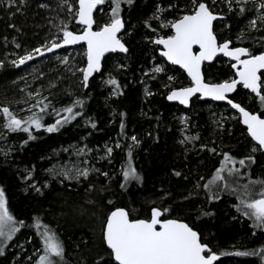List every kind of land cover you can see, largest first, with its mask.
I'll return each mask as SVG.
<instances>
[{"label": "trees", "instance_id": "trees-1", "mask_svg": "<svg viewBox=\"0 0 264 264\" xmlns=\"http://www.w3.org/2000/svg\"><path fill=\"white\" fill-rule=\"evenodd\" d=\"M58 2L29 0L28 7L15 16L0 5V60L4 61V67L0 68V107L8 105L13 108L24 101H32L34 104L37 99L46 96L59 110L77 97L86 100L83 115L64 124L57 132L48 133L43 128H33L32 134L37 138L29 140L27 144H23V141L28 139V134L22 131H9L7 136L0 138L1 143L5 141L11 146L7 156L0 153V185L5 188L10 211L18 220L25 222V226L21 227L15 238L5 246L4 254L0 255V264H32L36 256H31L32 261H25V258L31 255L35 248L40 247V238L33 226L37 216L44 224L52 226L60 233L67 247V259L70 264H77L82 256L87 255V249L81 246V251L76 246L81 237L85 240L89 238L94 222L87 214L75 215L72 209L79 205L87 208L85 201L89 198H102L103 203L112 199L121 206L127 204L137 209L141 218H147L153 206H171L175 210L173 215L182 218H195L201 210L212 212L213 216H203L197 223L203 228L213 250L217 253H227L222 255L216 264H264L259 255H235L237 251L258 250L264 246V230L254 228L253 221L233 206L239 203L238 199L224 193L219 200L209 202L205 195L206 190L193 188L199 177H204V180L200 181L201 184L211 178L223 160V152H229L237 160L249 154L251 143L254 142L246 136V128L238 122V114L228 105L199 99H195L188 109L168 102L166 95L169 88L163 86L168 76L175 77L170 87L190 84L185 73L178 67L167 64L170 73L157 74L155 79L150 74H144L153 56L161 61L164 59L158 56L159 46L145 39L147 35H153L154 38V34L144 27L143 21L153 14L157 5L167 7L171 2L183 8L185 0H135L131 6L122 5L123 16L131 33L124 37L129 52L108 55L104 60L102 72L90 78L87 89L82 87L80 73L75 72V68L84 66L83 45L71 48L80 54L75 60H71L70 71L66 70L65 64L48 56L41 65L32 62L30 66L17 67L10 63L12 58L17 59V54L23 55L26 50L44 44L57 33V28L50 24L49 20L59 23L56 19L58 13L60 18L69 19L66 11L57 8ZM39 3H48L51 8H38ZM218 10L225 14V21L215 22V30L218 33L223 29L222 38L232 39L235 46L261 49L264 30H247L245 27L252 17V12L246 13L245 17H238L235 12H228L224 6H219ZM176 14L174 10H169L166 16L171 20ZM96 15L98 20L104 19L99 12ZM225 22L230 27L225 28ZM151 23L152 27L160 32L157 22ZM69 27L73 31L81 30L74 21ZM241 29H244L245 35L251 39L237 41L236 36ZM164 33L170 34V30L164 29L160 32ZM17 43L21 45L20 48L16 47ZM226 61L221 57L207 66V81L219 82L233 75L231 63ZM110 75L120 82L122 94L119 96L110 95L113 86L105 83ZM146 88L153 93L152 96H146ZM34 91L41 92V97L28 99V93ZM248 96L249 91L239 86L234 99L250 110L262 111L258 99L246 98ZM209 105L216 109L227 108L226 118L217 122ZM32 112H39V109L34 108ZM121 112L127 113L124 118V135H136L141 141L133 153L131 162L143 176V183L133 182L127 191L121 190L119 184L122 182L121 166L128 160L124 145L131 141L121 135ZM181 112H185L189 117L186 129L180 119ZM232 114L234 116H231ZM42 115L46 125L55 123L58 118L51 108ZM89 118L96 123L95 128L88 123ZM3 120L0 113V125ZM185 135H199V139L181 144L180 141ZM118 137L122 147L114 148L111 158L98 165L101 172L109 173V177L94 173L88 180L81 179L79 183L65 181L62 184L56 179H51L48 174L47 170L53 163L55 152L62 151L63 147L84 139L89 147L97 148L105 142L117 140ZM202 145L207 147L202 148ZM213 147L217 149L215 154L208 151ZM256 157V163L252 164L250 169H241L242 173L249 171L253 179L264 177V157L259 153ZM236 167L240 168V165L237 163ZM176 171L182 175L175 176ZM29 173L31 178L25 179ZM246 182L247 177L240 180V183ZM89 183L97 187L110 184L113 194H88L85 189ZM36 188L41 191L37 192ZM189 192L193 193L192 197L183 200ZM95 226L98 229V225Z\"/></svg>", "mask_w": 264, "mask_h": 264}, {"label": "snow or ice", "instance_id": "snow-or-ice-1", "mask_svg": "<svg viewBox=\"0 0 264 264\" xmlns=\"http://www.w3.org/2000/svg\"><path fill=\"white\" fill-rule=\"evenodd\" d=\"M134 2L135 0H60L57 8L66 11L69 19L60 18L58 13L56 19L59 23L49 20V23L57 28V33L39 47L26 50L23 55L17 54V59L10 63L18 67L34 60L37 56L42 57L45 52H53L65 45H76L83 42L86 45L84 67L75 68V72L80 73L82 87L87 89L90 78L102 72L105 54L129 52L124 37L131 33L128 22L122 15V5L131 6ZM223 2L228 12H235L238 17H245L246 13L252 12L253 9L249 8V4L252 3L253 8L258 12L255 18L248 20L245 27L247 30H264V0H259L258 4L255 0H223ZM106 3L110 6V11L104 13L106 19L98 20L96 13H103L102 6ZM28 4L29 0H0V5L6 7L13 16L27 8ZM37 7L51 8V5L39 3ZM218 7L217 0H185L183 8L171 2L167 7L157 5L153 14L143 21L144 27L151 30L154 38L153 35H147L145 39L156 46H162L160 55L172 65H179L190 78V86L170 87L175 77H167V82L163 86L169 88L166 95L168 101H178L182 105H188L192 97L199 94L197 98L211 97L216 101H227L231 108L238 110V122L246 126V136L254 142L251 143L249 154L237 160L229 152H223V160L211 178L201 184L200 181L204 180V177H199L193 188L194 190L201 188L206 190L205 195L209 202L219 200L224 193L235 196L239 201L233 205L236 210L250 218L254 228L264 230V177L253 179L249 171L241 172V169H250L251 165L256 163L257 153L264 157V37L261 38L260 50L235 46L232 39L222 38L223 29L219 33L214 30V21H225V14L219 11ZM169 10L177 13L174 19L167 18L166 13ZM73 21L81 27L80 31L70 29L69 25ZM152 21L157 22L160 32L169 29L170 34H160L157 28L152 27ZM10 27L15 28L16 25H10ZM224 27L228 28L230 25L225 22ZM245 39H251V37H247L245 30L241 29L236 40L243 42ZM194 46H198V50L194 51ZM16 47L20 48L21 45L17 43ZM221 54L235 61L231 63V68L235 69L233 77L222 79L219 82L206 81L202 66L206 61H213ZM61 63L67 65L68 58H61ZM2 67H4V61L0 60V68ZM151 71L152 78L155 79V74H166L167 70L163 65H157ZM105 83L113 86L110 95L122 94L120 82L111 75ZM238 85L250 90L246 98L258 99L262 111L250 110L249 107L229 98L228 94L236 92ZM145 94L146 96L153 95L147 88ZM28 95L41 97L40 92H30ZM85 103L84 98L77 97L70 104L57 110L52 100L43 96L29 106L28 110L31 115L27 117L17 115L8 105L0 107V113L4 117V128L10 132L22 131L28 134V139L23 141V144H27L29 140L37 138L32 134L33 128L36 130L43 128L48 133L57 132L64 124L83 115ZM34 108L39 109V112H32ZM49 108L58 118L55 123L46 125L42 114L46 113ZM119 115L121 135L131 141L124 145L127 149L128 160L121 166L122 182L119 184L121 190L127 191L133 182L143 183V176L131 162L133 153L140 146L141 141L136 135L130 137L124 135V118L127 113L121 112ZM187 121L188 117H183L182 122L187 124ZM88 123L92 128L96 127V123L90 118ZM198 139L199 135H185L180 143L184 144L187 141ZM121 147L120 137H118L114 146L105 145V155L110 159L114 148ZM206 147L202 145V148ZM91 151L93 150L85 145L83 148H76V155L79 157ZM208 151L215 154L217 149L213 147ZM7 154V152L4 153L5 156ZM99 158L104 159L105 157ZM82 163L85 166L56 165L47 171L53 178H59L62 184L65 181L79 183L81 179L88 180L93 173L109 177L108 172H101L94 165L87 166L88 160ZM237 163L240 168L236 167ZM174 175L179 177L182 173L176 171ZM243 177H247L246 183H240ZM29 178H31V173L25 177V179ZM35 190L41 191L40 188ZM85 192L113 194L110 184L97 187L89 183ZM192 195L193 193L189 192L182 199L189 200ZM85 203L88 205L87 208L79 205L72 209L75 215L87 214L94 222L89 238L85 240L81 237L80 243L76 246L81 251L83 248L87 249V255L82 256L77 264H216L220 256L227 254L213 250L210 246L211 242L204 235L203 228L197 223V220L203 216H213L212 212L201 210L195 218H182L179 215H173L175 210L171 206H153L147 218H141L137 214V209L127 204L121 206L112 199L103 203L102 198L100 200L89 198ZM34 220L33 226L40 238V247L36 250L38 258L35 264H70L67 259V247L60 233L52 226L44 224L39 216ZM95 225H98V229ZM23 226L25 222L18 220L10 211L5 188L0 185V255L4 254L5 246L13 240ZM235 255H259L264 260V246L258 250L237 251ZM29 259L31 260V257Z\"/></svg>", "mask_w": 264, "mask_h": 264}, {"label": "rangeland", "instance_id": "rangeland-1", "mask_svg": "<svg viewBox=\"0 0 264 264\" xmlns=\"http://www.w3.org/2000/svg\"><path fill=\"white\" fill-rule=\"evenodd\" d=\"M60 2V0H58ZM255 2L258 4L259 3V0H255ZM217 4L221 7H226L225 6V3L223 2V0H217ZM105 4L103 7L104 9V12L103 13H100L99 14L103 15L104 16V19H106V16L104 15V13H107L110 11V6ZM249 8L250 9H253L252 10V18H255V15L257 14L258 10L257 9H254L253 8V5L252 3L249 4ZM227 9V7H226ZM122 15H123V7H122ZM225 24V23H224ZM50 40V39H49ZM39 47V46H38ZM80 54L79 51H76V50H73V49H68L66 52H58V53H54V54H45L40 57V56H37L34 58V60L32 61H28L26 62L24 65H20V66H30V63L32 62H36L37 65H41V63L45 60V58L48 56V58H52L54 61H57V62H61V58H64V57H67L68 58V64L65 65L64 67L66 68V70L70 71V66H71V60H75L78 55ZM159 57H162L160 55V53L158 54ZM163 58V57H162ZM164 59V58H163ZM11 60H14L13 58ZM229 63V61L227 60L226 63ZM116 63V62H115ZM118 63V62H117ZM116 63V64H117ZM157 65H163L165 68H166V73H170L169 70L167 69V63L165 60L161 61L160 59H158V57L156 56H153L151 58V64L150 66L147 68L146 72L144 73L145 75L146 74H150L151 76H153V73H152V69L157 66ZM84 67V66H83ZM161 74V73H160ZM157 74H155L156 76ZM233 77V76H231ZM230 77V78H231ZM38 90V89H37ZM38 91H34L33 93H36ZM41 93V92H40ZM28 99L31 98L34 99L37 97H30L28 95L27 97ZM20 105H18L17 107H11V109L16 112L17 115L21 116V117H27L28 115H30V112H29V106L32 103V101H29L28 103H23V102H20L19 103ZM209 109H213V117H216V120L217 122H220V120H222V118H226V113H225V110H227V108H224V107H221V108H214V107H211V105L208 106ZM230 108V107H229ZM234 111V110H233ZM235 112V111H234ZM2 114V113H1ZM3 116V114H2ZM188 117V115L185 113V112H181L180 113V119H181V122H182V119L183 117ZM231 116H234V114H232ZM189 118V117H188ZM4 119V117H3ZM3 123H4V120L2 121V124L0 125V138L2 136H7L9 134V130H7L6 128L3 127ZM183 128L186 129L188 126H186L187 124L183 123ZM116 140H113V141H109V142H105L101 147H97V148H91L87 145V143L84 141V139H82L80 142H77V143H72L66 147H63L62 151H56L55 154H54V159H53V163L51 165V168H53V166H56V165H67L68 167H71L73 164H79V166L83 167L85 166L82 162L84 160H88L89 164L87 166H95V168H98L100 169V166L99 163L103 162L104 160H107L108 157L105 155V145H108V146H114V143H115ZM85 145H87V147L89 149H92L93 151H91L90 153H86L85 155H82V156H77L76 155V148H83ZM9 149L11 150V146L10 144H8L7 142H3L1 143L0 142V153L2 155H4L5 152L9 153ZM65 149H68V151H65ZM99 157H105L104 159H100ZM48 174L50 175V173L48 172ZM94 174V173H93ZM51 179H56L58 181H60L59 178H53L51 175H50ZM69 182H75V181H69ZM15 238V236L13 237V239ZM11 241L8 242V244L10 243ZM7 244V245H8ZM6 245V246H7ZM38 248H35L33 251H32V254L27 256L25 258V261H32V257L31 256H36L35 259L32 261V264H35V260L38 258V253H37V250ZM29 257H31V260L29 259Z\"/></svg>", "mask_w": 264, "mask_h": 264}, {"label": "water", "instance_id": "water-1", "mask_svg": "<svg viewBox=\"0 0 264 264\" xmlns=\"http://www.w3.org/2000/svg\"><path fill=\"white\" fill-rule=\"evenodd\" d=\"M215 22L216 21H214V30H215ZM85 46V48H86V45L83 43V42H80L79 44H76V45H65V46H63L62 48H59V49H55L53 52H47L48 54H54V53H58V52H60L61 50H65V49H70V48H73V47H77V46ZM161 48H162V46H160ZM243 47H246V46H243ZM198 50V46H194V51L195 50ZM161 50V49H160ZM159 53H160V51H159ZM110 54H126V53H107V54H105V58L108 56V55H110ZM220 56H223L222 54L221 55H218L213 61H206L205 63H204V65L205 64H211V63H213V62H215ZM224 57V56H223ZM105 58H104V60H105ZM164 58V57H163ZM225 58H227V59H229L230 61H232L229 57H225ZM104 60H103V62L102 63H104ZM164 60L166 61V58H164ZM233 63H235V61H232ZM166 63L167 64H169V65H171V66H174V67H178V68H180L184 73H185V75L187 76V73L179 66V65H172L170 62H168V61H166ZM204 65L202 66V70L204 71ZM97 74H99V73H97ZM96 74H94V76H95ZM205 75V74H204ZM189 80H190V78L189 77H187ZM206 79V78H205ZM207 81V80H206ZM187 86H190V84L189 85H187ZM239 86H241L242 87V85H238V87ZM238 87H237V89H238ZM243 88V87H242ZM245 90H247V89H245ZM247 91H250V90H247ZM236 92H234V93H230V94H228L229 95V98L230 99H232V100H234L233 99V95L235 94ZM199 96V94H197V96H194V97H192V99H191V101H190V103L188 104V105H182V104H180L178 101H168V102H170V103H174V104H178V105H181L182 107H184V108H186V109H188V108H190V106H191V104H192V102L195 100V99H199V100H201V101H210V102H213V103H221V104H226V105H228L230 108H231V106L227 103V101H216V100H213L211 97H199V98H197ZM235 101V100H234ZM235 102H237V101H235ZM237 103H240V102H237ZM232 110H234L237 114H238V110H236V109H233V108H231ZM243 125V124H242ZM244 126V125H243ZM245 128H246V126H244ZM221 257V256H220ZM220 259V258H219Z\"/></svg>", "mask_w": 264, "mask_h": 264}, {"label": "flooded vegetation", "instance_id": "flooded-vegetation-1", "mask_svg": "<svg viewBox=\"0 0 264 264\" xmlns=\"http://www.w3.org/2000/svg\"><path fill=\"white\" fill-rule=\"evenodd\" d=\"M159 48L161 49L160 46H159ZM160 49H159V51H160ZM196 50H197V49H196ZM196 50H195V51H196ZM221 57L224 58V59H226V60H228L229 63H233L232 61H230L229 59H227V58H225V57H223V56H220L218 59H220ZM218 59H217V60H218ZM217 60H216V61H217ZM208 65H209V64H205V65H204V74H205V69L207 68ZM231 69H232V68H231ZM232 71H233V75H234V73H235V69H232ZM233 75H232V76H233ZM186 77H187V76H186ZM205 78H206V76H205ZM229 78H230V77H229ZM188 80H189V79H188ZM206 80H207V79H206ZM189 81H190V80H189ZM240 87H241V86H240ZM238 88H239V87H238ZM234 95H235V94H234ZM234 95L232 96L233 99H234ZM234 100H235V99H234ZM235 101H236V100H235ZM237 102H238V101H237ZM225 105H226V104H225Z\"/></svg>", "mask_w": 264, "mask_h": 264}]
</instances>
